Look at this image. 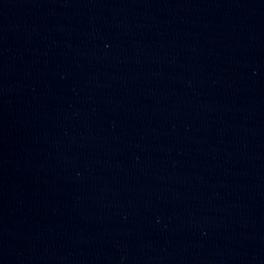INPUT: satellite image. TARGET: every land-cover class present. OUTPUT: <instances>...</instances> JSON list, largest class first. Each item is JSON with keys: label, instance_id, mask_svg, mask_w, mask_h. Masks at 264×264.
Segmentation results:
<instances>
[{"label": "water", "instance_id": "95a60500", "mask_svg": "<svg viewBox=\"0 0 264 264\" xmlns=\"http://www.w3.org/2000/svg\"><path fill=\"white\" fill-rule=\"evenodd\" d=\"M0 264H264V0H0Z\"/></svg>", "mask_w": 264, "mask_h": 264}]
</instances>
